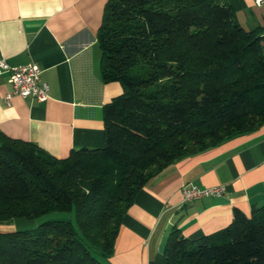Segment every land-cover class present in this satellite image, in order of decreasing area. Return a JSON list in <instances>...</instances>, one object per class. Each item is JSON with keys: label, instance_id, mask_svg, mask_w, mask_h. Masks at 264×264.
<instances>
[{"label": "trees", "instance_id": "obj_1", "mask_svg": "<svg viewBox=\"0 0 264 264\" xmlns=\"http://www.w3.org/2000/svg\"><path fill=\"white\" fill-rule=\"evenodd\" d=\"M103 147L55 157L0 131V264H109L135 194L182 157L264 128V28L245 29L224 0H107L97 31ZM166 264H264V205L190 239L178 228Z\"/></svg>", "mask_w": 264, "mask_h": 264}, {"label": "crops", "instance_id": "obj_2", "mask_svg": "<svg viewBox=\"0 0 264 264\" xmlns=\"http://www.w3.org/2000/svg\"><path fill=\"white\" fill-rule=\"evenodd\" d=\"M107 0H0V58L11 65L37 63L49 85L44 101L5 94L0 74V131L31 141L55 157L72 149L103 147V105L122 92L101 78L97 31ZM245 29L264 28V4L224 0ZM222 187L220 194L184 202L181 186ZM264 205V128L180 158L150 179L123 216L109 264H166L172 228L196 239L226 227L235 209L246 216ZM23 218L0 224L14 230Z\"/></svg>", "mask_w": 264, "mask_h": 264}, {"label": "built area", "instance_id": "obj_3", "mask_svg": "<svg viewBox=\"0 0 264 264\" xmlns=\"http://www.w3.org/2000/svg\"><path fill=\"white\" fill-rule=\"evenodd\" d=\"M257 5L264 4V0H255ZM7 73L11 84V91L4 98L7 103L13 95L22 97H34L44 101L49 96V85L42 79V69L37 63L29 62L22 65H11L5 58H0V74ZM222 187H200L193 183H185L181 186V196L184 202L199 199L205 195L220 194Z\"/></svg>", "mask_w": 264, "mask_h": 264}, {"label": "rangeland", "instance_id": "obj_4", "mask_svg": "<svg viewBox=\"0 0 264 264\" xmlns=\"http://www.w3.org/2000/svg\"><path fill=\"white\" fill-rule=\"evenodd\" d=\"M68 215H69L68 212H50L35 218H23L27 222H25L23 225H18V227L16 228L18 229L34 228L45 220L53 219V218H66ZM7 230L9 229H2L0 231H7Z\"/></svg>", "mask_w": 264, "mask_h": 264}]
</instances>
